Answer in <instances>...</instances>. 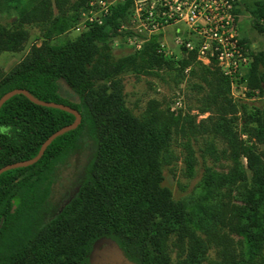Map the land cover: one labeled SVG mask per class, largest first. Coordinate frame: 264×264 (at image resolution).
<instances>
[{
  "label": "trees",
  "instance_id": "trees-1",
  "mask_svg": "<svg viewBox=\"0 0 264 264\" xmlns=\"http://www.w3.org/2000/svg\"><path fill=\"white\" fill-rule=\"evenodd\" d=\"M68 1L0 0V12L13 9L16 14L13 27L0 21V52L21 49L28 36L24 23H48L42 43L33 45L27 58L0 77V97L23 88L81 115L78 126L53 139L38 161L0 174V219L4 217L0 264H92L96 248L107 241L132 264H169L164 241L173 236L195 242V260L174 264H200L214 248L221 227L229 228L236 238L231 244L225 242L207 264H264V151L256 150V144L264 145V107L246 115L245 131L254 141L241 142L229 116L230 111H238L229 97V78L213 64L196 63L192 53L183 51L179 59L164 57L156 51V36L151 39V52L144 57L150 67L174 69L182 76L192 66L190 73L200 78L202 89H208L200 111L216 108L209 130L223 137L235 160L244 157L246 163L227 172L208 170L197 197L173 201L160 186V166L170 152L171 126L176 131L181 116L165 117L154 102L142 115H134L113 76L123 60L110 62L108 54L100 53L109 29L126 17L133 0L117 2L104 25L63 44H51L48 39L70 25L64 15L67 10H60ZM86 1L70 4L75 23ZM252 56L248 88L261 90L264 60L253 52ZM74 118L23 94L11 96L0 107V167L33 158L48 136ZM197 128L206 129L203 122ZM87 141L92 143L91 156L72 170ZM211 148L209 144L206 149ZM192 162L190 155V171ZM59 187L66 194L54 207L52 192Z\"/></svg>",
  "mask_w": 264,
  "mask_h": 264
},
{
  "label": "rangeland",
  "instance_id": "rangeland-1",
  "mask_svg": "<svg viewBox=\"0 0 264 264\" xmlns=\"http://www.w3.org/2000/svg\"><path fill=\"white\" fill-rule=\"evenodd\" d=\"M75 1L70 0L61 6V11L67 10L64 15L70 25L62 34L48 39L51 44H63L81 34L73 28L75 25V19H72L74 17V9L70 8V4ZM113 1L116 3L121 0ZM53 12L58 14L56 6L53 7ZM263 12L264 0H237V25L239 32L251 51L264 60ZM15 15V10L13 9L8 12H0V21L9 27H13L12 20ZM124 21L127 25L126 27L136 31V26L130 20L127 21L125 17ZM47 26L48 23H29L26 25L24 23L22 28L27 30L28 36L21 49L0 52V77L19 64L24 58H27L33 45L37 46L42 43L43 34ZM117 27L109 29L108 41L105 45H100V53L101 55L108 54L107 59L110 62H115L119 59L123 60V65L113 72V76L120 81L127 107L134 115L140 116L154 102L165 117L169 118L171 114L181 116L180 127L175 131L174 127L171 126L170 152L167 157L162 159L160 166L162 176L160 186L170 193L171 199L177 202L182 199L197 197L201 190L200 182L208 170L227 172L244 168L246 165L244 157H239L238 160H235L223 137L209 130L217 116L214 114L216 108L212 106L213 108L210 111H200L203 103H205V95L208 89H202L200 78L190 73L192 66L185 68L182 76L178 75L174 69L158 68L157 66L150 67L145 58L151 52V38L145 43L144 51L142 50L143 52L135 60L130 59V56L135 53L130 46L124 43L123 33H119ZM177 29H179V35L181 36L186 35L189 30L188 26L182 22L173 24L164 29L163 39L171 43ZM182 52L177 50V58L175 59H179L182 56ZM258 66L259 70H262L260 60L258 61ZM261 84L263 88L261 90L256 89L258 93H252V91L242 93L237 88L233 91V94L236 95L235 97L234 95L232 96L231 92L229 93V97H231L238 110L235 114L229 110V116L234 121L233 128L241 142L254 141L253 137H249L245 131L244 120L249 112L256 108L264 107V81ZM178 93L183 98L184 107L179 109L177 114H174L170 112V104L178 96ZM238 93L242 94L237 96ZM209 117L212 118L208 119ZM189 121L192 123L189 124ZM201 122H203V127L206 128L204 131L197 128ZM181 128H183V131H181ZM87 142L86 148L84 147L81 153L77 155V161L71 166L72 170L80 168V163L91 156L93 149L90 145L92 143ZM209 144L213 146L211 150L206 149ZM256 150L261 153L264 151V145L256 144ZM190 155L193 158L191 171L187 167V158ZM64 191V189L62 190L59 187L52 192L54 207L60 204L66 194ZM176 235L178 236V234ZM234 238L236 237L230 232L229 228L221 227L212 242V247L214 248L208 250L207 259L201 260L200 264H207L208 259L218 256L217 254H219V250L223 248L225 242L231 244ZM220 239L223 242L217 245ZM202 242L205 244L204 236H202ZM164 243L166 246L164 253L167 254L170 260L169 264H174L177 261L180 263L184 260L189 262L195 260L192 257V246L195 245V242L191 238L186 237L184 242H181L179 236H173L165 240ZM231 247H233V244ZM95 254L92 264H132L126 260L121 249L110 241L104 242V244L100 243V247L99 249L96 248Z\"/></svg>",
  "mask_w": 264,
  "mask_h": 264
},
{
  "label": "built area",
  "instance_id": "built-area-1",
  "mask_svg": "<svg viewBox=\"0 0 264 264\" xmlns=\"http://www.w3.org/2000/svg\"><path fill=\"white\" fill-rule=\"evenodd\" d=\"M116 3L87 0L79 10L74 30L82 33L104 25ZM236 8L237 0H133L126 19L136 26V31L126 27L124 19L117 31L123 33L124 43L134 53L142 51L145 43L156 36V51L164 57L177 58L179 50L192 53L195 62L215 65L229 78L230 92L235 97V88L242 93L250 91L246 73L253 62L251 49L238 29ZM179 22L188 26L187 34L181 36L177 29L171 43L166 42L164 29ZM252 91L258 93L256 89ZM182 107L183 98L178 93L170 104V112L177 114Z\"/></svg>",
  "mask_w": 264,
  "mask_h": 264
},
{
  "label": "water",
  "instance_id": "water-1",
  "mask_svg": "<svg viewBox=\"0 0 264 264\" xmlns=\"http://www.w3.org/2000/svg\"><path fill=\"white\" fill-rule=\"evenodd\" d=\"M15 94H23L29 100H31L32 102H34V103H36L38 105H41V106L54 107V108H59V109L65 110L67 112L72 113L75 118H74L72 123L67 124V125L59 128L58 130L53 132L50 136H48V138L40 146L38 153L33 158L6 164V165L0 167V174L2 172L6 171V170H9V169H12V168L28 166V165H31V164L35 163L36 161H38L41 158V156L43 155L45 149L53 141V139H55L57 136L65 133V132H67L69 130L75 129L78 126V124L80 123V120H81V115L76 109H74V108H72V107H70L68 105L62 104V103H57V102H52V101H44V100L38 99L35 96H33L28 90L23 89V88H15V89H12L9 92H6L5 94H3L0 97V107L2 106V104L7 99H9L11 96H13ZM3 220H4V217H1V219H0V227L2 226Z\"/></svg>",
  "mask_w": 264,
  "mask_h": 264
},
{
  "label": "crops",
  "instance_id": "crops-1",
  "mask_svg": "<svg viewBox=\"0 0 264 264\" xmlns=\"http://www.w3.org/2000/svg\"><path fill=\"white\" fill-rule=\"evenodd\" d=\"M236 13H237V8H236ZM241 35V34H240Z\"/></svg>",
  "mask_w": 264,
  "mask_h": 264
}]
</instances>
